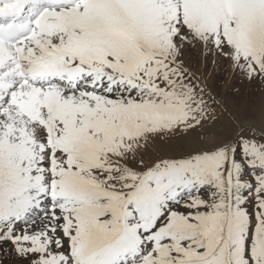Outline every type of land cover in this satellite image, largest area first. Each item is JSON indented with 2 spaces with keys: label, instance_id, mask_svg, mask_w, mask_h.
<instances>
[{
  "label": "snow or ice",
  "instance_id": "6c2138e0",
  "mask_svg": "<svg viewBox=\"0 0 264 264\" xmlns=\"http://www.w3.org/2000/svg\"><path fill=\"white\" fill-rule=\"evenodd\" d=\"M0 264H264V0H0Z\"/></svg>",
  "mask_w": 264,
  "mask_h": 264
},
{
  "label": "rangeland",
  "instance_id": "374dc122",
  "mask_svg": "<svg viewBox=\"0 0 264 264\" xmlns=\"http://www.w3.org/2000/svg\"><path fill=\"white\" fill-rule=\"evenodd\" d=\"M221 92L227 94V88L224 85H221Z\"/></svg>",
  "mask_w": 264,
  "mask_h": 264
}]
</instances>
